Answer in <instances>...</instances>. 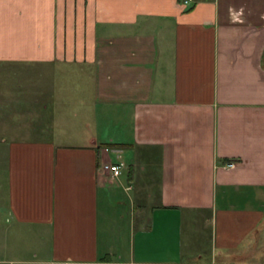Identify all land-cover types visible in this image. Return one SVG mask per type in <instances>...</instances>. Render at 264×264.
I'll return each mask as SVG.
<instances>
[{"label": "crops", "instance_id": "obj_1", "mask_svg": "<svg viewBox=\"0 0 264 264\" xmlns=\"http://www.w3.org/2000/svg\"><path fill=\"white\" fill-rule=\"evenodd\" d=\"M184 1L0 0V264H264V0Z\"/></svg>", "mask_w": 264, "mask_h": 264}, {"label": "rangeland", "instance_id": "obj_2", "mask_svg": "<svg viewBox=\"0 0 264 264\" xmlns=\"http://www.w3.org/2000/svg\"><path fill=\"white\" fill-rule=\"evenodd\" d=\"M20 70H21V72L23 74V73H25L24 71L26 69L24 67H22ZM24 75L25 74L18 75L16 77L15 76H10L12 78L17 79V81H16L17 84L20 83L21 85H23V93H25L27 91H30V89L35 85V83L39 84V85H42V84L44 85L46 83V77L45 76L40 77L38 75H33V76H30L28 78V76H24ZM29 84H30V86H29ZM130 162L131 161L128 159V163H130ZM142 164H143V162H141L139 164V166L141 167ZM103 166H102V168H103ZM126 173H127V171H125V176H126ZM113 205H114V207L116 206L115 203ZM115 209L112 208L111 211H109L107 209V204L106 203L103 204V216H102V228H103V230H106V227L108 226V223H109L108 220H110V219L113 220L116 216L119 217L120 214H121L122 218H124L123 222L121 223L123 228H125L129 224L130 219H131V214H132V205L125 199V204L123 205V207L118 209V211L115 210ZM186 232H188V228H187ZM201 234H202L201 235V239L203 241L201 254L208 258V257L211 256V254H210L211 251H210V244H209V236L206 235V231L205 230H202ZM0 238H2V236H0ZM15 239H18V242H17V240H13L12 241V245L15 244V241H16L17 244L18 243L22 244L20 238L17 237ZM27 243H29V242H27ZM12 255H13L12 252H0V257L5 258V259H9L10 260Z\"/></svg>", "mask_w": 264, "mask_h": 264}, {"label": "built area", "instance_id": "obj_3", "mask_svg": "<svg viewBox=\"0 0 264 264\" xmlns=\"http://www.w3.org/2000/svg\"><path fill=\"white\" fill-rule=\"evenodd\" d=\"M190 2H193V0H185L184 5H188ZM106 152H109V148L105 149ZM102 172L110 177L112 180H117L119 179L122 174H123V168L122 165L116 164V163H105L103 164ZM110 264H135V263H120V262H115V263H110Z\"/></svg>", "mask_w": 264, "mask_h": 264}, {"label": "trees", "instance_id": "obj_4", "mask_svg": "<svg viewBox=\"0 0 264 264\" xmlns=\"http://www.w3.org/2000/svg\"><path fill=\"white\" fill-rule=\"evenodd\" d=\"M104 147H106V148H129V147H131L130 145H106V146H104Z\"/></svg>", "mask_w": 264, "mask_h": 264}]
</instances>
